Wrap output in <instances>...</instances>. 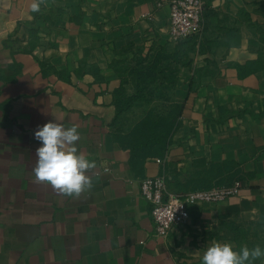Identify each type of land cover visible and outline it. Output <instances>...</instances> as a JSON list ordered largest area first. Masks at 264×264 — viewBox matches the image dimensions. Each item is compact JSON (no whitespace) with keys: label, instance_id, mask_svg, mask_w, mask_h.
<instances>
[{"label":"crops","instance_id":"0c3cea01","mask_svg":"<svg viewBox=\"0 0 264 264\" xmlns=\"http://www.w3.org/2000/svg\"><path fill=\"white\" fill-rule=\"evenodd\" d=\"M167 1L47 0L32 12L31 0H0V264H202L213 241L264 249V0H205L202 31L178 44ZM157 57V80L139 83ZM119 98L134 102L119 112ZM171 111L164 153L124 145L149 113ZM48 122L77 125L78 151L97 164L78 198L34 183V133ZM156 176L173 193L242 186L160 236L141 195Z\"/></svg>","mask_w":264,"mask_h":264},{"label":"clouds","instance_id":"9594fccd","mask_svg":"<svg viewBox=\"0 0 264 264\" xmlns=\"http://www.w3.org/2000/svg\"><path fill=\"white\" fill-rule=\"evenodd\" d=\"M47 0H31L32 12H39ZM34 137L41 142L36 149V160L32 168L34 183L48 184L54 191L64 196L78 198L93 186L89 173L95 174L97 164L78 151L76 142L80 139L78 126L65 128L57 122L38 126ZM264 258V249L259 245L239 250L229 242L213 241L202 256V264H253Z\"/></svg>","mask_w":264,"mask_h":264},{"label":"built area","instance_id":"2783aa9c","mask_svg":"<svg viewBox=\"0 0 264 264\" xmlns=\"http://www.w3.org/2000/svg\"><path fill=\"white\" fill-rule=\"evenodd\" d=\"M166 1L159 3V6ZM170 8L169 38L181 43L203 29L205 0H168ZM242 182L198 189L187 193H173L167 188L164 176L146 177L141 181V195L152 207L155 230L160 236L169 235L175 228L189 222L190 208L202 202H217L240 193Z\"/></svg>","mask_w":264,"mask_h":264},{"label":"trees","instance_id":"16d2710c","mask_svg":"<svg viewBox=\"0 0 264 264\" xmlns=\"http://www.w3.org/2000/svg\"><path fill=\"white\" fill-rule=\"evenodd\" d=\"M190 37L186 40H189ZM184 40V41H186ZM182 41V42H184ZM181 42V43H182ZM192 50L193 47H190ZM161 58L157 57L155 60L151 61V65L146 69V71H140L137 73L139 78V83L145 81L154 82L157 79L156 70L158 69ZM170 65V64H169ZM174 73H171L170 82L174 80ZM174 82V81H173ZM147 87H141L139 93L145 92ZM170 86L167 87L169 90ZM146 92L153 94L154 90H147ZM134 98L123 99L119 98L117 105L119 107V112L127 110L130 108L134 101ZM177 114V115H176ZM178 113L171 111L170 115L167 117H161L159 121H155L152 114L149 113L142 121H140L133 131L130 133L128 138H125V146L131 148L134 155L146 157L149 154H162L166 151L170 139L175 131L177 123Z\"/></svg>","mask_w":264,"mask_h":264},{"label":"rangeland","instance_id":"374dc122","mask_svg":"<svg viewBox=\"0 0 264 264\" xmlns=\"http://www.w3.org/2000/svg\"><path fill=\"white\" fill-rule=\"evenodd\" d=\"M156 80H157V79H156ZM156 80H155V81H156Z\"/></svg>","mask_w":264,"mask_h":264}]
</instances>
